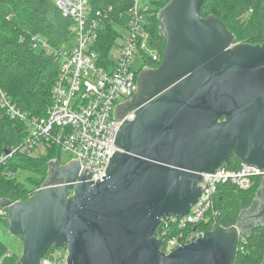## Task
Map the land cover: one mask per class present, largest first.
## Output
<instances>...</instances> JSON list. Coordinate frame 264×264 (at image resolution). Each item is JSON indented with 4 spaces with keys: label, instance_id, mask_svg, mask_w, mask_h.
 Wrapping results in <instances>:
<instances>
[{
    "label": "water",
    "instance_id": "95a60500",
    "mask_svg": "<svg viewBox=\"0 0 264 264\" xmlns=\"http://www.w3.org/2000/svg\"><path fill=\"white\" fill-rule=\"evenodd\" d=\"M203 3L170 0L160 11L161 63L143 70L137 92L116 107L118 118L129 111L135 118L122 124L115 141L122 150L101 179L81 171L79 158L52 159L32 196L0 202L9 206L10 232L23 237L18 264H41L63 246L68 264H233L248 233L242 214L168 254L156 237L162 218L197 202L203 172L229 166L233 155L264 169V38L235 43L223 20L202 17ZM261 197L263 215L264 177L251 210Z\"/></svg>",
    "mask_w": 264,
    "mask_h": 264
},
{
    "label": "trees",
    "instance_id": "16d2710c",
    "mask_svg": "<svg viewBox=\"0 0 264 264\" xmlns=\"http://www.w3.org/2000/svg\"><path fill=\"white\" fill-rule=\"evenodd\" d=\"M132 2L90 0L93 10L101 11L106 18L95 46L103 62L109 63L111 60L108 58L109 51L118 37L113 21L124 23L127 18L124 16L120 19V15L127 14ZM151 2L147 27L152 44L163 56L167 40L161 34L159 14L170 0ZM211 14L225 22L234 35L235 43L262 42L264 0H204L202 17ZM242 14L247 15L244 20L241 19ZM74 25L75 20L65 15L55 0H0V88L21 110L34 116L47 115L59 74L61 52L67 42L72 44ZM36 38H40L44 44L35 45ZM160 63L148 61V66L156 68ZM27 134L25 122L7 115L5 108L0 105V158L6 156L0 159V202L5 199L12 202L27 200L44 184L48 176V162L61 156L57 148L38 156L21 150L20 145ZM241 162L234 155L228 167L238 168ZM18 170L33 173L31 186L17 178ZM261 183L262 178L256 177L246 190L230 182L220 184L206 220L202 222L207 232L219 226L227 228L236 225L242 212L252 205ZM2 209L9 214V206H0ZM6 218L0 214V222L9 228ZM171 228L170 232L174 233L183 230L175 223ZM62 248L52 247L46 255ZM5 250L7 245L0 239V252ZM20 256L19 252H12L6 264H17ZM233 264H264V221L258 222L246 235L240 236Z\"/></svg>",
    "mask_w": 264,
    "mask_h": 264
},
{
    "label": "built area",
    "instance_id": "2783aa9c",
    "mask_svg": "<svg viewBox=\"0 0 264 264\" xmlns=\"http://www.w3.org/2000/svg\"><path fill=\"white\" fill-rule=\"evenodd\" d=\"M151 1L133 0L127 14L120 15V19L126 16V21H113L118 37L109 51L111 60L106 63L95 47L99 30L106 20L102 12H95L90 0H55L63 13L75 20V25L70 49L64 48L61 52L59 74L47 115L34 116L21 110L0 88V105L7 115L24 121L27 126L28 134L20 145L21 150L38 156L40 147L42 151L57 148L61 156H68V160L79 158L81 171L88 168L93 172L92 180L97 181L106 174L115 151L122 150L115 145L122 124L135 118L134 111L123 118L117 117L120 98H129L137 90L138 75L149 67L148 61L162 60L147 27ZM118 39H122L121 43ZM41 44L44 42L36 38L35 45ZM115 46L118 47L116 56L112 54ZM256 177L263 178L264 169L245 162L238 168L221 165L212 172H203L199 182L202 187L200 197L189 212L162 218L156 231V237L163 241L161 250L168 254L208 233L202 222L206 220L220 184L230 182L246 190ZM0 214L8 216L4 209ZM174 223L183 230L170 232ZM63 247L58 250V257H55V251L46 253L41 264H68V247ZM11 255L8 248L0 252V264H6Z\"/></svg>",
    "mask_w": 264,
    "mask_h": 264
},
{
    "label": "rangeland",
    "instance_id": "374dc122",
    "mask_svg": "<svg viewBox=\"0 0 264 264\" xmlns=\"http://www.w3.org/2000/svg\"><path fill=\"white\" fill-rule=\"evenodd\" d=\"M246 16H247L246 14H242L241 19L244 20V18ZM117 41H118V43H121L122 39H118ZM64 47L67 48V49H70L71 42H67L64 45ZM117 52H118V47L115 46L113 51H112V54L114 56H116ZM123 99H124V97L120 98V101L123 100ZM37 151H38V154L42 155V154H46L49 151V149L45 150V151H42V147H40L39 150H37ZM66 158H67V155L66 154H62V161L66 160ZM67 161H69V160H67ZM17 175H18L17 178L19 180L24 181L27 185H30V186L32 185L31 183H33V179H32L33 178V173H31L29 170H18L17 171ZM262 203H263V197L259 198V201H258L257 206L255 208L256 211L252 212V213H254V215L258 214L261 211ZM0 206L3 207L4 205H0ZM249 216L251 217V215H249ZM250 217H248L247 214H244L242 216L243 219H242V222H241V226L244 227V230L245 231L247 230V232L250 230V227L249 228H247V227L245 228V226L253 223V221L251 219H249ZM262 217L259 218V221H263ZM256 223H253V224H256ZM0 239L3 241V243L5 245H7V248H8L9 251H11V252H19L20 255L22 256V254H23V246H24L23 238L21 236L19 237L18 235H13L10 232L9 228L8 227L5 228L4 225L1 222H0ZM59 254H60V251L55 249V257H58Z\"/></svg>",
    "mask_w": 264,
    "mask_h": 264
},
{
    "label": "flooded vegetation",
    "instance_id": "af4514ba",
    "mask_svg": "<svg viewBox=\"0 0 264 264\" xmlns=\"http://www.w3.org/2000/svg\"><path fill=\"white\" fill-rule=\"evenodd\" d=\"M149 68H152V67H148V68H146V69H149ZM234 156V155H233ZM232 156V157H233ZM254 211H256V209H254V210H251V208H248V209H246L245 210V212L244 213H242V216L244 215V214H247L248 215V217H250L249 215H251V217L249 218V219H251L253 222H257L256 224H258V222H260L259 221V218H261L262 216V219H263V221H264V214L263 215H260V212L258 213V214H255L254 215V213H252V212H254ZM242 216H241V219H240V223L242 222ZM261 220V219H260ZM255 224V225H256ZM20 237V236H19ZM20 260V259H19ZM19 262V261H18ZM18 262H17V264H18Z\"/></svg>",
    "mask_w": 264,
    "mask_h": 264
},
{
    "label": "crops",
    "instance_id": "0c3cea01",
    "mask_svg": "<svg viewBox=\"0 0 264 264\" xmlns=\"http://www.w3.org/2000/svg\"><path fill=\"white\" fill-rule=\"evenodd\" d=\"M137 90H138V87H137ZM137 90L133 93V95L137 92ZM133 95L131 96V97H129V98H124L123 100H121L119 103H118V105H120V104H124L125 102H127L128 100H130L132 97H133ZM129 112H132V111H129ZM128 112V113H129ZM127 113V114H128ZM59 160V162H60V164H65V163H67V162H69V161H67L68 160V156H67V158H66V160H64V161H62V156H61V158H59L58 159Z\"/></svg>",
    "mask_w": 264,
    "mask_h": 264
}]
</instances>
